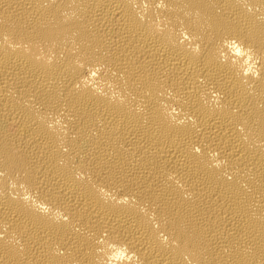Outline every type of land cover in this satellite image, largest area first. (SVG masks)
Instances as JSON below:
<instances>
[{"label":"bare ground","instance_id":"1","mask_svg":"<svg viewBox=\"0 0 264 264\" xmlns=\"http://www.w3.org/2000/svg\"><path fill=\"white\" fill-rule=\"evenodd\" d=\"M0 264H264V0H0Z\"/></svg>","mask_w":264,"mask_h":264}]
</instances>
